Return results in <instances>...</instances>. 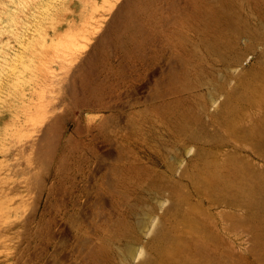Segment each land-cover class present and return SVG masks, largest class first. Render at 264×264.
Returning a JSON list of instances; mask_svg holds the SVG:
<instances>
[{"label":"rangeland","instance_id":"374dc122","mask_svg":"<svg viewBox=\"0 0 264 264\" xmlns=\"http://www.w3.org/2000/svg\"><path fill=\"white\" fill-rule=\"evenodd\" d=\"M0 264H264V0H0Z\"/></svg>","mask_w":264,"mask_h":264}]
</instances>
